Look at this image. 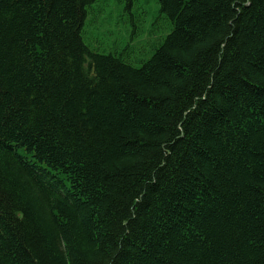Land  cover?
Wrapping results in <instances>:
<instances>
[{
	"label": "trees",
	"instance_id": "16d2710c",
	"mask_svg": "<svg viewBox=\"0 0 264 264\" xmlns=\"http://www.w3.org/2000/svg\"><path fill=\"white\" fill-rule=\"evenodd\" d=\"M94 1L0 0V264H264V0H156L142 61Z\"/></svg>",
	"mask_w": 264,
	"mask_h": 264
},
{
	"label": "rangeland",
	"instance_id": "374dc122",
	"mask_svg": "<svg viewBox=\"0 0 264 264\" xmlns=\"http://www.w3.org/2000/svg\"><path fill=\"white\" fill-rule=\"evenodd\" d=\"M91 6L86 17L84 38L92 48L100 46L98 49L108 51L128 42V51L137 54L138 60L142 61L151 55L152 47L167 34L156 0H133L129 10L125 9L126 0H95ZM129 11L134 23L130 21ZM124 18L127 22L122 23Z\"/></svg>",
	"mask_w": 264,
	"mask_h": 264
}]
</instances>
